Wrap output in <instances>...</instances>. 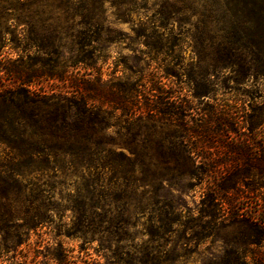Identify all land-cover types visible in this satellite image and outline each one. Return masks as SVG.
Listing matches in <instances>:
<instances>
[{
	"label": "trees",
	"instance_id": "16d2710c",
	"mask_svg": "<svg viewBox=\"0 0 264 264\" xmlns=\"http://www.w3.org/2000/svg\"><path fill=\"white\" fill-rule=\"evenodd\" d=\"M17 1L56 5L77 30L67 54L46 37L38 68L30 54L0 68V255L48 226L105 264H264V95L246 84L264 77V0H107L133 60L107 77L98 52L119 38L94 20L102 0ZM51 242L49 264H83Z\"/></svg>",
	"mask_w": 264,
	"mask_h": 264
},
{
	"label": "rangeland",
	"instance_id": "374dc122",
	"mask_svg": "<svg viewBox=\"0 0 264 264\" xmlns=\"http://www.w3.org/2000/svg\"><path fill=\"white\" fill-rule=\"evenodd\" d=\"M45 6L46 5L43 3L34 5V3H28L27 1L12 0L11 17H9L8 21H6L4 25V33L0 34V68L6 66L12 60L15 61L14 63L25 65L27 62L29 63L27 59L28 54L33 56V59L31 60L32 62H30L32 63V67L38 68L41 65V58L38 57V52H40V50H44L43 45L40 44L41 42L44 43L43 40L46 37L56 43L55 46L59 47L58 49L60 51L63 49V51L67 54L69 49L68 47H72V43L68 36H70V34H76V24L66 22L61 15V11L56 8V5L48 6L47 8ZM92 12L95 13L94 20L100 22L101 24L100 28L102 35H106L109 30V35H115L119 38L118 42L112 43L109 46L110 51L103 49L98 52V55H101V59L105 58L107 55L109 56V59H107L104 64H102V61L97 64V66L102 64L103 75L107 77V75L104 73L109 72L112 69L114 60H117L120 54H124L125 56L127 55L128 59L133 61L131 58V50L129 49L131 42L125 37L131 34V23L122 20L115 21L113 13H115L116 10L110 7L107 0H102L100 3L96 2ZM142 12L143 11L140 10L138 15L132 14V18L135 20L136 17L141 15L140 13ZM32 36L37 37V41L35 43L31 42L30 37ZM59 40L61 43H63V47L58 46L57 43ZM135 46H137V44ZM120 74L121 73L118 72L116 75ZM227 74L228 73H226V75ZM1 81L6 82L4 80ZM254 83L262 90L264 95V77H252L246 82L248 85H254ZM244 91L245 86L243 84L239 87V91H235L233 89L232 92L227 94L225 97L231 98L229 100L230 102H234V100L239 101V99L242 97L240 93ZM194 103L196 104V100ZM69 182H71L70 178H66L65 186H59L62 193L65 194V192L69 190L71 185ZM207 183L208 182H204L202 185H200V187L197 186L191 191H186L184 194H180L181 199L185 203L193 205L200 198V191L202 187L207 185ZM55 222H59V219H56V217ZM10 231L11 230H8V232ZM48 231H50L48 226H43L42 228H37L36 230L30 231L27 235H23V242L18 246H14V250H9L3 254L1 253L2 255H0V264H12L14 261L17 263L23 261L25 257L28 263L49 264L50 261H47V258L44 257V254L52 251L53 246L50 245V243H52V238H55V241L61 239L62 245L66 248H74L75 250L72 252L73 255L78 256L79 254V256H81L78 258V263L81 262L79 261L80 259L84 260L82 261L83 264H86L85 261L90 262L94 259L102 264H105L106 260L103 258V256L97 255L93 248H90L85 253L80 254L78 252V240L74 238H68L66 235L60 236L59 238L56 235L54 237L55 232L51 233L50 235V232ZM223 234V236H230L231 230H229V232L225 231ZM47 241L50 242L48 243ZM1 247L2 241L0 237V248ZM210 250H217V244L211 245ZM241 250L244 251L245 248L242 246ZM185 264H197V262H185Z\"/></svg>",
	"mask_w": 264,
	"mask_h": 264
}]
</instances>
